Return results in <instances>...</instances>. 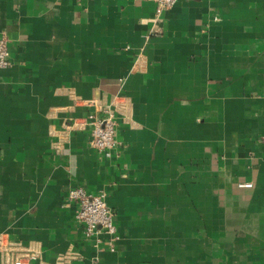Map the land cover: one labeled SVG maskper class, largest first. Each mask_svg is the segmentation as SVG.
Wrapping results in <instances>:
<instances>
[{"label":"crops","instance_id":"crops-1","mask_svg":"<svg viewBox=\"0 0 264 264\" xmlns=\"http://www.w3.org/2000/svg\"><path fill=\"white\" fill-rule=\"evenodd\" d=\"M0 33V232L34 264H264V0H0ZM73 185L108 194L115 251Z\"/></svg>","mask_w":264,"mask_h":264},{"label":"built area","instance_id":"built-area-1","mask_svg":"<svg viewBox=\"0 0 264 264\" xmlns=\"http://www.w3.org/2000/svg\"><path fill=\"white\" fill-rule=\"evenodd\" d=\"M160 9H171L179 0H154ZM12 63L10 45L5 33H0V69L9 67ZM92 124L91 144L100 152H109L117 145V118L110 110H103L102 116L89 114ZM248 185V184H247ZM250 185V184H249ZM108 194L104 191L94 193L83 185H73L69 190L67 200L76 204V220L83 228L87 238H95L96 245H104L115 251L120 234L115 223V212L107 202ZM78 255L68 251L60 254L50 264H74ZM38 253L13 241L0 232V264H34ZM43 264V263H39Z\"/></svg>","mask_w":264,"mask_h":264}]
</instances>
